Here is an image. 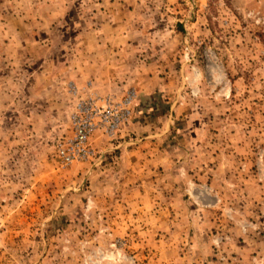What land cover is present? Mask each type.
<instances>
[{
	"label": "rangeland",
	"instance_id": "1",
	"mask_svg": "<svg viewBox=\"0 0 264 264\" xmlns=\"http://www.w3.org/2000/svg\"><path fill=\"white\" fill-rule=\"evenodd\" d=\"M0 264H264V0H0Z\"/></svg>",
	"mask_w": 264,
	"mask_h": 264
},
{
	"label": "built area",
	"instance_id": "2",
	"mask_svg": "<svg viewBox=\"0 0 264 264\" xmlns=\"http://www.w3.org/2000/svg\"><path fill=\"white\" fill-rule=\"evenodd\" d=\"M104 105L99 108L94 102L78 104L71 117L72 135L56 147V156L61 164L65 166L88 158L93 153L89 146L90 136L99 126L104 127L109 134L116 130L124 113H119L109 101H105Z\"/></svg>",
	"mask_w": 264,
	"mask_h": 264
}]
</instances>
